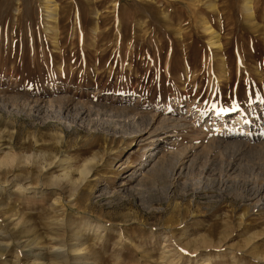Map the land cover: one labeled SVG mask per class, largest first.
Instances as JSON below:
<instances>
[{"label":"rangeland","instance_id":"obj_1","mask_svg":"<svg viewBox=\"0 0 264 264\" xmlns=\"http://www.w3.org/2000/svg\"><path fill=\"white\" fill-rule=\"evenodd\" d=\"M47 1L0 0V158L20 156L0 163V264H52L70 225L64 264H264V157L213 140L264 130V0L251 16L246 0H52L56 22ZM224 111L249 127L218 126ZM153 115L181 122L165 148L192 162L118 192ZM86 163L91 183L56 204L55 177L75 187Z\"/></svg>","mask_w":264,"mask_h":264},{"label":"bare ground","instance_id":"obj_2","mask_svg":"<svg viewBox=\"0 0 264 264\" xmlns=\"http://www.w3.org/2000/svg\"><path fill=\"white\" fill-rule=\"evenodd\" d=\"M47 9L49 10L48 12H49V16L51 17V19L54 22H56V4L53 3L52 0L47 1ZM245 9L249 12V15L251 16L252 15L251 0H246L245 1ZM204 29L208 33L211 34V37L209 39L210 45L220 47V44H219L218 40L216 39V36L213 35L214 31H213L211 25L206 24L205 27H204ZM37 106H40V105L37 104ZM91 110L92 109H87L86 110L85 108L82 107V108H80V109L77 110L78 111L76 113L77 114V117L79 119H83L85 117H90ZM134 114H132V115L134 116ZM226 116H227V113H225V111H224V114H222L221 116L218 115V119L220 121L218 123V126H222V127L228 126L229 121H230L231 124L232 123H235V124L241 125V126H244L245 125L246 128L249 127L248 121L243 120L240 115L230 116L229 119H226ZM144 117L145 118H143V119L140 120L141 123H144L143 124V127L142 128L139 127L137 129V131H135V132L138 133V136L140 137V142H141V140H148V141L150 140L151 141V145H153V146H151L146 151L148 153L146 154L145 158H143L138 163V166L136 165L133 170H131L129 172H126L122 176V179L118 183L119 186H117L118 189H119V190H117L118 192H128L129 190L132 189L133 183L138 184V183L142 182L144 179H146L147 173H149L150 171H153V172L158 173L161 177H163V176L166 177L168 174L169 175H172V176L173 175H177L178 176L184 170L188 169L189 168V165L192 162V158L190 157V155H185L184 157L181 158L180 157L181 154H179L180 151L174 150V149L173 150H167V148H165L166 147L165 144L170 145L169 143H171L172 138L175 135V134H172V132H174L173 131L174 127H177L178 128V127L182 126V124H181L180 121L178 122L175 117H166V116H157L156 117L155 115L148 116V117L144 116ZM135 118H136L135 116L134 117H131V121L133 123L136 122V119ZM215 118H216V116L213 119H215ZM262 129H261V131L260 130L259 131H254L253 133H251L249 131L251 134H246L245 135V133H244V135L242 134V135H237V136H232V135H234L233 133L224 132V136L225 137L220 136V137H216V139H213V140L218 141L217 139H219V141H221V142L222 141L226 142L227 146L229 145L231 147H236V148H238L239 146H248V144L250 143V146L252 147V148H250V150L254 151V153H259V155L262 154L263 157H264V130L262 131ZM246 137L249 138L248 141H246V140L244 141V139ZM236 148H234V149H236ZM164 150H166V151H164ZM165 154H167V155H165ZM29 158H26V159L28 160ZM177 158H179L180 161H181L178 164L177 163H174V161H177ZM179 159H178V162H179ZM167 160H170V161H168L169 164H166V161ZM19 161H20V156H18L15 153H8L6 156L0 158V163L3 164V165L6 164V163L15 164V163H17ZM62 162H63V160H61V163ZM123 164H126V162L122 163L120 166H122ZM67 166H68V164H67ZM168 166H169V168H167ZM260 166L264 170V164H261ZM78 174H79V177L77 178V180H78V183L77 184L78 185H76L75 187H70L69 188L70 190L69 189H65V186H62L61 185L62 183L60 184L59 177H55L54 176L55 177V181H53L54 184H55L54 186L60 187V188H58L59 193H56V194H58V196L56 198V199H58L57 202H56V204L59 203V201H64L65 200L64 197H66L65 195L68 196V199L65 202H68V204H71L72 201H73V199L75 198V196L77 194L76 192H78L77 190L79 189V187H83L84 185H86V186L89 185L91 183L92 178H93L92 176H94V172H91V169L89 168V166H88L87 163L84 164L78 170ZM14 177H16V176H14ZM54 177H52V178H54ZM64 179L68 183H70V181H71L70 180L71 178H70V176H69L68 173H64V176H63V179L62 180H64ZM49 183H50V181H49ZM20 187L22 189L24 186L23 187L20 186ZM55 190H57V188ZM100 191L102 192V189ZM257 194H258V203L260 205L264 206V185L262 187H260V189L258 190ZM70 206H74V205H69V207ZM79 208H80V206H79ZM86 221L88 222V220H86ZM57 223L56 222L51 223V226L54 229V237L53 236H51V237H53L54 239L59 234V231H58L59 228H58V224ZM95 225L97 226V224H95ZM85 226L87 227L89 225H85ZM98 227H100V226H98ZM69 232H70L71 237H74L75 241L74 240L72 241V239H71L69 241V245L67 247L65 246L66 248L61 243H54V245H52V249H51L54 252L53 255H52L53 256L52 257V260H50V262H52V264L53 263H56V264L57 263H59V264L60 263H63L64 264L65 261H63L62 258L63 259H66V257L64 256L63 252H65L67 249H69L71 252L76 253V254H79L80 253V251H81L80 245L81 244H79V240L82 238V229L81 228H75L74 226L70 225L69 226ZM45 233H47V232H45ZM50 233H52V228L50 230ZM59 236H60V234H59ZM29 237H30V235H29ZM33 242H35V241H33ZM2 243H0V244H2ZM38 244H40V243H38ZM3 246H4V244H3ZM26 247H28V246H26ZM42 247H44V246H42ZM0 253H1V251H0ZM67 257H69V256H67ZM37 260H40V259H38V257H37ZM74 261H75L74 264H91L92 263V262H89V260L84 259L82 256H75L74 257ZM40 263H42V262H40ZM44 264H45V261H44Z\"/></svg>","mask_w":264,"mask_h":264}]
</instances>
